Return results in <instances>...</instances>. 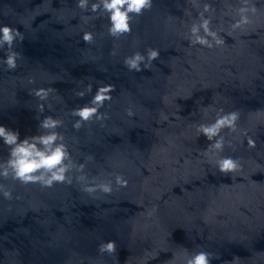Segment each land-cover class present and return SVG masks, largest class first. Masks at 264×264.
<instances>
[{
  "label": "clouds",
  "instance_id": "9594fccd",
  "mask_svg": "<svg viewBox=\"0 0 264 264\" xmlns=\"http://www.w3.org/2000/svg\"><path fill=\"white\" fill-rule=\"evenodd\" d=\"M79 6L82 8L85 6L84 0H80ZM103 6L104 9L110 13V20L112 22L110 32L116 34L129 31L128 13L135 12L139 14L144 7L150 6V0H103ZM97 7V5H93V11H95ZM207 24L208 21H204L203 27L206 32L208 31ZM0 32L3 34L2 37H0V41L6 43L10 48L15 39L13 30L8 26H4L0 28ZM91 38V35L88 33L84 35V40L86 42L91 41ZM199 43L206 44L207 41L201 39ZM217 43H221V41L218 40ZM2 46L3 44H0V47ZM157 56L158 52L152 51L149 54V59H155ZM141 59L142 57L137 55L135 60L129 61L130 66L139 71L140 69L137 61ZM5 63L9 69H14L16 67L15 54L7 55ZM36 95L43 99L47 93L41 89L36 92ZM93 111L94 109L84 108L76 114L86 120ZM235 119V113L230 116L222 117L218 119L211 128H204L203 131L205 135L211 139V136L214 135L219 128L225 125H231ZM57 124L58 121L53 120L51 117H47L39 124V127L54 129ZM79 126V122L74 125V127L77 128ZM0 138L3 139L4 144L9 146L10 149L9 159L2 173L3 176L7 177L9 175L8 169L10 168L13 178L19 179L22 183L39 181L43 185L51 187L56 181H64L66 166L63 164V161L66 158V152L62 144L56 143L58 139H62L56 132L52 131L46 135L32 136L20 140L18 131L0 126ZM249 143L250 145L252 144L251 141ZM216 147H221L219 142ZM219 167L222 172H227L234 170L237 165L231 158H226L221 160ZM105 190L107 191L108 189ZM4 196L6 198H11V193L5 191ZM104 247L111 251L114 249V244L110 242L106 246H102V251ZM188 264H209L208 255L201 252L194 256Z\"/></svg>",
  "mask_w": 264,
  "mask_h": 264
}]
</instances>
